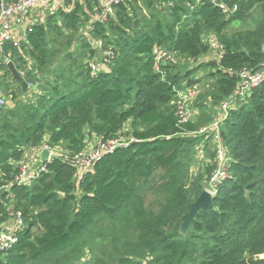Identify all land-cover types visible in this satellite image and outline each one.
Listing matches in <instances>:
<instances>
[{
	"label": "trees",
	"instance_id": "1",
	"mask_svg": "<svg viewBox=\"0 0 264 264\" xmlns=\"http://www.w3.org/2000/svg\"><path fill=\"white\" fill-rule=\"evenodd\" d=\"M94 1L59 7L58 22L52 14L28 27L18 46H4L36 88L31 98L19 83L11 88L0 58L1 95L10 102L0 105V223L17 211L24 223L18 242L0 250V264H81L84 252L93 264H264V84L237 95L239 72L264 68V0H118L104 19L94 17L102 13ZM159 3L167 4L165 17L151 11ZM237 22L252 26L227 32ZM204 33L214 34L221 52L199 61L210 68L199 98L216 109L237 104L219 126L227 175L218 179L217 149L208 154L213 164L190 176L203 136L196 135L200 123L175 111L178 91L201 77L156 61L161 50L200 58L210 48ZM75 44L80 51L70 49ZM92 60L102 62L95 73ZM119 133L132 140L89 169L70 161L87 134L105 141ZM42 144L70 159L53 157L34 180L13 184L14 162ZM208 183L213 205L199 210L183 236L180 225Z\"/></svg>",
	"mask_w": 264,
	"mask_h": 264
},
{
	"label": "rangeland",
	"instance_id": "2",
	"mask_svg": "<svg viewBox=\"0 0 264 264\" xmlns=\"http://www.w3.org/2000/svg\"><path fill=\"white\" fill-rule=\"evenodd\" d=\"M74 0H68L65 3H61V5L55 4V7H53V9L48 8L47 10L44 11V15L42 16V18L39 17H35L34 19L37 20V23H42L45 24L46 23V19L47 16H50L54 13H56L58 7L63 8L64 10H69L72 7V3ZM80 2L83 3V0H79ZM98 1V5L103 4L105 0H97ZM94 0H91V3L94 4ZM96 6V8H98L99 6ZM167 4L166 3H159L156 6L155 10H151L152 12H155L158 16L160 17H165L167 14ZM95 5H93V11L96 10ZM55 21H59V17H57L55 14ZM95 16V15H94ZM96 17V16H95ZM34 20V21H36ZM89 23V22H88ZM88 23H85L81 28L80 31L75 35V37L79 34H81L84 30V26L88 25ZM238 24H234V25H230L227 28V32H233L239 28H243V27H249L252 26L251 22H248V24L245 23H239ZM214 34L213 33H204L203 38L206 42H208L210 44V42L212 40H214ZM76 41L80 40V37H76L75 38ZM211 47V45H210ZM72 50L74 51H80L79 50V46L77 44L71 46ZM218 52L219 50L217 49V47H211L209 48L208 52H206L205 54H203L202 56H200V58L197 59H190L187 58L185 56H178L174 53H172L171 51H167V55L165 57L160 56L161 58L158 59L156 58V61L158 62V64L160 65H173L176 66V69L179 70H190V69H194L196 70L195 72V76L197 77H201V81L197 84L194 85L193 87L188 86V87H182L179 92L177 93V100L175 101V111L176 113L180 116V118H189L191 120H193L194 122L200 123V129L198 132H196L197 136H203V139H201V141L199 142V144H197V146L195 147V153H194V157L193 160L191 162V165L189 166V174L191 177L196 176V174H198L199 172H203L208 164H213V162L211 161V163H209V156L208 154L212 152V150H216L217 149V153H218V165L221 167L222 165H224V160L227 156V152L224 150V148L222 147L220 140H219V130L216 129V127L214 126L215 122H219L220 123L218 126L221 125V121L223 120V115L224 113L221 111V109H216L213 107V105L211 104V101H209V97L206 98V96L200 97V94L203 93L207 88H208V81L205 80V76L208 74V72L210 71L209 67L206 66H202L200 67L199 65V61L203 60L204 62L212 59V58H216L218 56ZM30 61V60H29ZM84 62L85 64H87L88 59L85 57L84 58ZM96 60H92L91 63L94 64L96 66ZM199 66V67H198ZM12 77L10 79L7 78V84H11L10 87L13 89L17 88V85L15 83V81H11ZM32 85V84H31ZM31 85H29V87L27 88V90L25 92H23V94H26L28 92H30V90H32L33 88L31 87ZM34 86V85H33ZM3 86L0 87V94H3ZM198 92V93H197ZM34 94L32 92L29 93L28 96H26V98H31ZM6 102V103H5ZM4 104H10L9 101H5ZM200 103L203 104V108L200 106ZM237 104L236 103H232L231 102V107H235ZM217 126V127H218ZM119 136H117L118 143L120 141H125L127 137L125 134H118ZM99 137H97L94 134H87L86 136V146L83 150V155H87L90 157V159H95V153L98 150V146H99V142H100ZM58 149H60V147H58ZM22 162V164L28 163V160L25 159H21L20 160ZM20 161H16L14 163V165L18 166L20 165ZM79 162H82V158H79ZM87 166L86 161H84L82 163V166L80 167V171L84 170V167ZM217 172V171H216ZM213 185L211 183H208L205 185L206 190H208L212 195L214 194V190H213ZM9 189V187L7 188V190ZM154 196V195H153ZM153 196H147L146 198V203H148L150 200L153 199ZM7 208L11 209L12 205H10V203L7 204ZM8 216H10V213L8 214ZM5 229H8L9 227H4ZM1 236V234H0ZM93 256L89 255V253L84 252L82 254V258H81V264H93L92 262Z\"/></svg>",
	"mask_w": 264,
	"mask_h": 264
},
{
	"label": "built area",
	"instance_id": "3",
	"mask_svg": "<svg viewBox=\"0 0 264 264\" xmlns=\"http://www.w3.org/2000/svg\"><path fill=\"white\" fill-rule=\"evenodd\" d=\"M66 1L68 0H15L14 2L3 4L0 7V58H2V61L6 64L8 61H10L8 56L4 55L3 53L4 46L6 43H12L15 46L19 45V40L15 32L16 22L18 21V19L17 20L15 19L16 13L20 14L23 18L29 17L38 9L41 8L53 9V7H55V4L61 5V3H65ZM117 1L118 0H105L103 4H100V6L102 7V13L95 14L96 17L95 16L94 17L98 19L100 18L104 19L103 16L106 15L107 13L112 14L113 13L112 4ZM34 23H37V20L28 23L26 29ZM95 43L98 46L101 45L100 40L95 41ZM210 45L211 47H217V49L219 50L218 56H220L221 50L215 39L210 42ZM105 54L112 57V52L110 51H106ZM160 56L162 57L168 56L167 51L161 50L157 54V58L160 59L161 58ZM98 63L96 62V66L91 62L89 63L92 71L91 73H95L99 69L100 64L102 62L99 60ZM239 76L241 78V84L237 91V95L240 97H245L246 95L249 94L252 88L264 84V68L256 72H249L248 70L243 69L239 72ZM5 101H6V97L0 95V105L4 104ZM231 102L233 103L234 101L231 99L222 104L221 111L224 113L223 119L226 118L228 114V108L229 105H231ZM188 119L189 118H184V117L181 118V120H188ZM219 123L220 120L219 122H215L214 124L217 130H219V126H218ZM118 140L119 139L117 137L105 141L100 140L99 146L97 147L98 150L95 153V159L99 158L105 153L111 152L118 146L127 145L130 142L129 140L132 139L127 138L125 141H120L119 143ZM43 148H47L49 150L50 155L48 161L53 157H63L65 159H70L68 158V156H66V154H64L65 152H63L61 149L50 148L45 144L30 149V152L31 153L36 151L39 152ZM79 158H82V162H79ZM95 159H90L89 156L87 155L84 156L83 152H81L78 155L71 158L70 161L78 168V170L81 169L80 167L82 166V163L86 161L87 166L84 167V170H86L92 166V162ZM17 167H19V173L15 176L13 184H28L29 182L34 180L40 174V172L45 170L44 164L32 169V164L30 162L22 164L21 161H20V165H18ZM221 167H223V165ZM221 167L219 166L217 172L214 174L212 179H218L220 177H224L227 175V171L225 170V168L222 169ZM23 225L24 223H23L21 211H17L15 213L10 212V216L8 217V219L0 224V234H1L0 250L8 249L18 242L15 233L18 230H20L23 227ZM4 227H9V228L5 229Z\"/></svg>",
	"mask_w": 264,
	"mask_h": 264
},
{
	"label": "water",
	"instance_id": "4",
	"mask_svg": "<svg viewBox=\"0 0 264 264\" xmlns=\"http://www.w3.org/2000/svg\"><path fill=\"white\" fill-rule=\"evenodd\" d=\"M225 13H227L225 11ZM134 23H136V20H134ZM76 57H79V53L76 54ZM7 66L10 70L11 73V77H12V81H15L17 83L20 84L21 89L23 92H25L27 90V88L29 87V84L25 81V79L23 78V75L21 72H19L12 61H8L7 62ZM36 86V84L34 85V87ZM49 150L47 148H43L40 152H39V159L36 160L35 162H33L32 164V169L35 167H39L42 164H45L48 159H49ZM213 195L206 189H204L200 195L191 203V209L188 212L187 216L185 217V219L182 221L181 225H180V229L179 232L183 235L186 236L189 232V229L192 225L193 220L195 219L197 213L199 212L200 209H202L205 206H212L213 205V200H212Z\"/></svg>",
	"mask_w": 264,
	"mask_h": 264
},
{
	"label": "crops",
	"instance_id": "5",
	"mask_svg": "<svg viewBox=\"0 0 264 264\" xmlns=\"http://www.w3.org/2000/svg\"><path fill=\"white\" fill-rule=\"evenodd\" d=\"M45 10H47V8L38 9L36 12H34L33 14H31L29 17H24V18L20 14L16 13V15H15L16 18L15 19L16 20L18 19V21L16 22L15 32H16V36H17L18 39L25 40V32H26V26H27V24L28 23H31V22H34V20H36V19H34L35 17L42 18V16L44 15V11ZM47 18H48V16H47ZM87 26L88 25L84 26L83 32L86 31ZM32 88L35 89L36 86L35 87L32 86ZM39 152L36 151V152L31 153L30 150H28L25 153V156H24L23 159L28 160V162H30L31 164H33V162H35L36 160L39 159Z\"/></svg>",
	"mask_w": 264,
	"mask_h": 264
},
{
	"label": "bare ground",
	"instance_id": "6",
	"mask_svg": "<svg viewBox=\"0 0 264 264\" xmlns=\"http://www.w3.org/2000/svg\"><path fill=\"white\" fill-rule=\"evenodd\" d=\"M46 145V144H45Z\"/></svg>",
	"mask_w": 264,
	"mask_h": 264
}]
</instances>
